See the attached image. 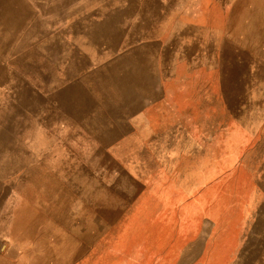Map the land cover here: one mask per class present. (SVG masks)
I'll return each mask as SVG.
<instances>
[{
  "label": "rangeland",
  "instance_id": "obj_1",
  "mask_svg": "<svg viewBox=\"0 0 264 264\" xmlns=\"http://www.w3.org/2000/svg\"><path fill=\"white\" fill-rule=\"evenodd\" d=\"M0 264H264V0H0Z\"/></svg>",
  "mask_w": 264,
  "mask_h": 264
},
{
  "label": "crops",
  "instance_id": "obj_2",
  "mask_svg": "<svg viewBox=\"0 0 264 264\" xmlns=\"http://www.w3.org/2000/svg\"><path fill=\"white\" fill-rule=\"evenodd\" d=\"M147 111L143 110V111H139L136 114H133V119H126L125 123L127 125L131 124L133 126L138 125V126H142V124H145V120H143V117L147 116ZM179 117H185L186 118V125L188 124L189 118L187 114L184 115H178V113H175L174 115V121L176 123H172V119L168 120L166 122H163V120H161L160 118L158 120H156V122H154V126L156 125L157 129L156 132H162L163 130H165L166 127H176V125L178 126V122L180 123V121H176ZM175 125V126H174ZM179 131V130H176ZM174 132V131H173ZM162 146V145H161ZM158 142H154L151 143L148 146V151H150V153H152L155 156V161L157 164L161 165V171L158 173V182L160 183V186L158 185V187L154 190V191H150L149 193L145 194L146 196H149L152 198V200L155 203V207L158 208L159 210H161L160 212L162 213H167L169 212L170 214H173L176 209L178 208V206L180 205V202L182 200V198L180 200L176 199L177 197H186L188 196V192H187V181L189 179V173H188V169L185 166L183 169V156H178L177 152H175V149H173L171 152H167V157H165L164 155V148H162ZM141 150H139V152H137V154L140 155ZM187 155H184V157L186 158ZM182 157V158H181ZM184 158V159H185ZM177 159H181L180 164H172L170 165L171 167H166L165 169V164L164 162L166 161H171V162H179L177 161ZM128 162V163H126ZM119 164H123V165H137L139 168V171H134L131 170L130 168L127 169V174L128 176L131 178L130 180L133 181V183L135 184L136 187H140L141 191H146L147 188L146 187V177L144 176V173L147 170L146 169V162H144L142 159H134L133 161L129 162V161H123L121 159L118 160ZM176 165V167H175ZM180 168V171H179ZM144 172V173H143ZM180 174L181 179L184 181H186V188L178 194H173V191L171 189H169L167 186L170 182V180L175 177L172 176L174 174ZM205 173V169L203 165H200L197 167L196 172L193 176V179L196 181H198L197 186H199V182H201V180L205 179L204 176ZM148 176L150 175V173H147ZM169 197V198H167ZM146 206V205H145ZM169 223V222H168Z\"/></svg>",
  "mask_w": 264,
  "mask_h": 264
}]
</instances>
